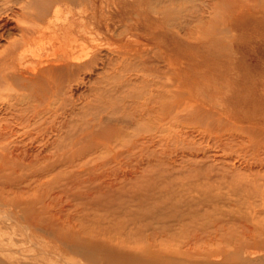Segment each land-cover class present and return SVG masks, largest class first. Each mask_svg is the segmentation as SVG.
<instances>
[{"label": "bare ground", "instance_id": "obj_1", "mask_svg": "<svg viewBox=\"0 0 264 264\" xmlns=\"http://www.w3.org/2000/svg\"><path fill=\"white\" fill-rule=\"evenodd\" d=\"M36 1L20 13L0 0V264H264L251 202L205 209L209 175L230 164L209 165L217 155L201 146L262 161L264 123L243 125L252 116L230 107L242 92L203 95L181 56L183 40L207 33L202 43L230 50L212 53L207 71L240 80L242 29L254 24L264 72V0ZM84 85L92 99L75 97ZM257 93L264 105V79ZM182 172L201 182L173 181ZM145 176L175 198L164 211L138 209ZM119 194L131 200L107 201Z\"/></svg>", "mask_w": 264, "mask_h": 264}, {"label": "rangeland", "instance_id": "obj_2", "mask_svg": "<svg viewBox=\"0 0 264 264\" xmlns=\"http://www.w3.org/2000/svg\"><path fill=\"white\" fill-rule=\"evenodd\" d=\"M13 1L14 2H13V4L11 3V6H13V9H15L16 11H18L20 13L22 11L34 12L38 9V5H37L36 0H13ZM21 3H22V5H21ZM79 10H81V8ZM248 27H249V29H248ZM255 29H256V27L254 24H248L245 26L244 30L242 29V33L244 35L242 37H245L244 40L246 41V43H244V44L248 43L245 46L247 48L244 49L247 64L245 66V69L239 72L241 74L240 80H242V82L244 81L243 83L240 80H237L238 76L233 74L232 71L228 70V71H224L222 73L219 71L213 72L212 70L207 71V70H209L208 69L209 63H210L209 57H211L210 55H212V53H214L216 51H221L223 53L225 50H227L228 52L230 51L229 48H222V47L215 46V45H214V47L209 46L207 44H204L205 40H201V39L199 40L198 39L199 35L203 36V38H204V36H206L207 33H206V35H204L202 33L201 34H199V33L195 34L194 36L197 39L195 40V37H194V39H192V42H195V43H189V42H186L184 40L181 43V54H182L181 56L183 58L184 63H186V65L188 66V68L186 69V71H187L186 74L189 76V78H191V76H192L193 81L199 82V84L197 85V88L200 91L203 89V91H201V92L203 93V95H206V96L208 94L214 95L213 93L216 90H219L221 93L215 94L216 97H218L222 94H225V92L229 95L233 94L235 96H239L240 93L242 92L240 95L241 96L240 100L235 101V103L233 105H230V107L234 108V110L238 114H240L244 117L247 116L246 118H251V116H252V119H253V120L251 119L252 123H249V122L243 123V125H252V126L258 125V124H256L257 122H263L264 123V105L263 104L258 105V102H257L258 101V98H257L258 97V95H257L258 94L257 93L258 92V80L260 79L262 81L264 79V72H260L261 69L258 70V68L255 67V65L258 64V62H257L258 58L254 55L255 52L253 51L252 47L250 46L251 45L250 40L252 39L251 35H254ZM248 32H249V34H248ZM7 39L8 38H7L6 34L4 37H2V39L0 38V47L3 45H6L5 40H7ZM203 41H204V43H202ZM227 51H225V53H228ZM188 53H190L191 55ZM193 55H194V57H193ZM197 58H198V60H197ZM192 64H194V65H192ZM195 64H197L196 66H200L202 69L200 68V70H197V68L194 67ZM194 71H195V74H194ZM211 73H212V75H211ZM260 73H261V75L259 76ZM204 74H207V75H204ZM210 76L212 79H210ZM213 76H214V79H213ZM198 79H200V80H198ZM228 80H229V82H228ZM206 81H208V82H206ZM214 81H215V83L217 82V84H214ZM218 81H220V82H218ZM230 82H231V84L236 82L237 85L236 84L234 86H232L233 84L229 85ZM222 84H224V85H222ZM217 85H218V87H217ZM208 87H210V88H208ZM213 87H215V88H213ZM226 87L228 88L227 90L229 93L227 92ZM86 89H87V92H86ZM88 90L89 89H88L87 85H84V88H83V86L78 87L77 90L74 91V93L76 92L75 97L80 96L82 98L92 99V96L90 95V92ZM234 91L237 93H235ZM0 107H1V105H0ZM256 127H258V126H256ZM197 139H198V141L201 140L200 137H198ZM201 146H202V148L203 147L206 148L208 146L206 148V150L209 151L211 154L217 155L216 160L210 162L209 165L216 164L218 167H222L223 161H225V163L230 164V167L225 166L224 169L215 170L214 172H212L209 175V178H211V177L212 178L210 180H208V182H210V184H212V185L215 184V185H213V189L211 191V194L215 195L216 199H214V201H212V204L209 203L211 205L210 207L205 206V209H208V211H215L214 208H218V211L227 212V211L234 210L237 207H241V206L243 207L247 203L251 202L252 205L255 207V209L258 211V221L262 222L264 220V159L262 161H255V160L250 159L249 157L244 158L243 154H241L242 155L241 156L237 152L233 153V154H229L227 152H221V150H219L217 148V145L214 144L213 141H210L209 144H207L206 142H203ZM228 152H231V151L229 150ZM232 167H235V170ZM250 167H251V169H249ZM247 168L249 170H246ZM55 173H57V171ZM193 175H195V174L193 173L191 175L192 176L191 177L186 172H182V174L176 175V177L173 178V181H175L176 183L188 181L187 183L192 182L191 184L196 183V182H201V180L200 181L197 180V178ZM205 180L206 179H204V181ZM202 181H203V179H202ZM154 184L158 187L154 188L153 187ZM161 184H163L162 181L154 180V179L149 180L148 176H145L143 178L138 179V181L135 184L136 188L137 189L140 188V190L144 189L143 193H144L145 197L143 199L146 201L144 202V204L141 207H138L137 206L138 199H135V201L132 203L135 204L136 206H133V208L137 209V207H138L139 210L146 211V213L150 215L155 210L163 209L164 206H166V203L168 204L169 202L173 201L175 198L169 199L165 196H162L164 191L162 192V190L160 189ZM242 189H244L243 192H242ZM129 200H131V197H126L125 195H121V194L107 199V201H111L112 204L117 202L115 204H119V205L122 204L121 201L124 202V201H129ZM107 201L105 200L104 203H107ZM162 211H164V209ZM0 237L2 238V235H0ZM23 246L26 247V244L21 245V247H23ZM27 249H29V248L28 247L24 248V251L22 249L21 250L25 254V252L29 253V251ZM213 249L215 251L216 250H222V249L223 250L224 249L225 250H233L232 247H228L226 245L225 246L224 245L223 246L222 245L221 246L214 245ZM260 258L261 257H259V256H252L251 260L252 261L254 260L253 262L256 264L257 263L259 264L261 262L259 260ZM65 263L62 262L61 264H65Z\"/></svg>", "mask_w": 264, "mask_h": 264}]
</instances>
